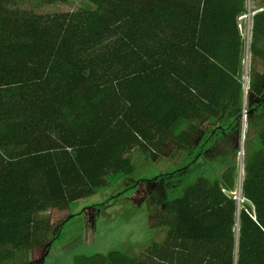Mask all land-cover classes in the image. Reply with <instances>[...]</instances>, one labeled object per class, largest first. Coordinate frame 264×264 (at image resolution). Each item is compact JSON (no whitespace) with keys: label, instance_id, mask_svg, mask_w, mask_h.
<instances>
[{"label":"trees","instance_id":"trees-1","mask_svg":"<svg viewBox=\"0 0 264 264\" xmlns=\"http://www.w3.org/2000/svg\"><path fill=\"white\" fill-rule=\"evenodd\" d=\"M85 1L78 12L44 17L22 7L29 0H0V264H47L81 217L75 206L131 180L133 156L156 163L170 144L193 147L191 167L217 131L239 128L241 19L251 7L248 94L260 100H249L248 114L264 109V0ZM256 137L245 150V203L235 197L233 153L166 199L149 226L166 237L143 258L114 251L72 264H264V130ZM171 176L137 182L105 205ZM69 212L54 227L52 215Z\"/></svg>","mask_w":264,"mask_h":264},{"label":"rangeland","instance_id":"rangeland-1","mask_svg":"<svg viewBox=\"0 0 264 264\" xmlns=\"http://www.w3.org/2000/svg\"><path fill=\"white\" fill-rule=\"evenodd\" d=\"M62 1V0H61ZM87 2L81 0L79 3H53L47 4L45 0H29L27 4L22 7L26 10L32 11L39 16L51 15H68L82 10ZM252 7L249 8V13L241 19V29L246 40V55L244 59V78L245 83L247 78L250 85V70H251V53L250 45L252 40L253 22L252 18L256 11L251 12ZM261 75H264V66L259 65ZM248 72V73H247ZM248 74V77H247ZM250 89V88H249ZM250 106L259 102V97L254 100V96H247V108H245L243 123L246 127L243 128V123L239 124V128L233 133L221 134L218 132L213 138L211 147L204 151L199 163L192 161L195 149L188 147L186 150H181L175 145L169 147V152L166 153V158L158 159L152 162L136 159L133 156V166L135 171L131 180L120 183L119 186L113 187L108 191H102L92 198L82 201L76 207L74 214L81 217L76 218L64 229L63 236L56 243L54 251L47 259V264H72L79 255L85 256H107L110 252H121L135 259H141L147 254V250L153 241L162 242L166 237V233L161 229H154L150 224H154V218H159L164 211V203L167 198H177L184 194V192L196 181L199 171L204 167L209 166L218 161L216 165H225L230 163V155L236 154L238 168L243 163L245 168L246 149L250 142L255 141L256 134L260 130H264V109L258 116H251L248 114ZM229 122H226L228 124ZM246 131V132H245ZM245 133V134H244ZM245 135L244 149H242L243 136ZM218 136V137H217ZM229 161L225 163L224 159ZM195 161V162H196ZM217 163V162H216ZM208 164V165H207ZM188 165V166H187ZM220 166L217 167V170ZM189 167L180 175L175 176L177 170ZM186 172V173H185ZM170 173L172 176L166 181L163 187L159 185L146 186V188L131 194L130 192L124 197H118V200L108 202L114 199L117 194H121L127 189L136 186L140 181L155 180L158 175ZM239 175V169H238ZM176 180L174 184L170 182ZM239 181L240 178H239ZM243 182V180H242ZM239 190V184H238ZM104 192V193H103ZM237 199L242 198L240 192L236 193ZM104 204L105 206H102ZM94 205H101L98 209H92ZM73 218V213L67 214L56 213L52 215V222L54 227L59 226L63 221ZM152 224V225H153ZM240 229H238V232ZM239 234V233H238Z\"/></svg>","mask_w":264,"mask_h":264},{"label":"water","instance_id":"water-1","mask_svg":"<svg viewBox=\"0 0 264 264\" xmlns=\"http://www.w3.org/2000/svg\"><path fill=\"white\" fill-rule=\"evenodd\" d=\"M248 73V72H247ZM247 77H248V74H247ZM249 79L247 78L246 82H245V97H244V106L245 108H247V96H248V93H249ZM246 125H245V122L243 123V128H245ZM246 132V131H245ZM245 134V133H244ZM245 135L243 136V143H242V149H244V143H245ZM240 168V188L242 187V174H243V163H241V166L239 167Z\"/></svg>","mask_w":264,"mask_h":264},{"label":"crops","instance_id":"crops-1","mask_svg":"<svg viewBox=\"0 0 264 264\" xmlns=\"http://www.w3.org/2000/svg\"><path fill=\"white\" fill-rule=\"evenodd\" d=\"M242 180L245 179L246 177V169L243 168V174H242ZM239 178H240V168H239ZM239 188H240V183H239ZM238 192H240V189L238 190ZM243 191L240 192L241 196H243Z\"/></svg>","mask_w":264,"mask_h":264},{"label":"built area","instance_id":"built-area-1","mask_svg":"<svg viewBox=\"0 0 264 264\" xmlns=\"http://www.w3.org/2000/svg\"><path fill=\"white\" fill-rule=\"evenodd\" d=\"M245 16H246V15H245ZM239 189H240V192L243 191L242 187L239 188ZM235 197H236V200H238V199H237V195H236ZM239 202H243V203H245L246 201L243 200V197H242V198H239Z\"/></svg>","mask_w":264,"mask_h":264},{"label":"flooded vegetation","instance_id":"flooded-vegetation-1","mask_svg":"<svg viewBox=\"0 0 264 264\" xmlns=\"http://www.w3.org/2000/svg\"><path fill=\"white\" fill-rule=\"evenodd\" d=\"M180 170V169H179ZM179 170H177V171H179ZM186 173V172H185ZM176 182V180H174V181H172V182H170V184H174ZM164 185V184H163ZM163 185H162V187H163Z\"/></svg>","mask_w":264,"mask_h":264}]
</instances>
